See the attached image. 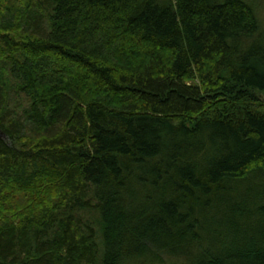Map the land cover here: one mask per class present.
I'll return each mask as SVG.
<instances>
[{
	"label": "trees",
	"instance_id": "trees-1",
	"mask_svg": "<svg viewBox=\"0 0 264 264\" xmlns=\"http://www.w3.org/2000/svg\"><path fill=\"white\" fill-rule=\"evenodd\" d=\"M0 264H264L256 0H0Z\"/></svg>",
	"mask_w": 264,
	"mask_h": 264
},
{
	"label": "rangeland",
	"instance_id": "rangeland-1",
	"mask_svg": "<svg viewBox=\"0 0 264 264\" xmlns=\"http://www.w3.org/2000/svg\"><path fill=\"white\" fill-rule=\"evenodd\" d=\"M256 11L258 13V16L261 20L263 29H264V0H256ZM80 217L82 220L89 225H91L93 228H95L98 237L101 239V226H100V219L98 215L95 212H84L80 214ZM100 239L97 240L96 245L100 249H102L101 241ZM101 252H99L100 255Z\"/></svg>",
	"mask_w": 264,
	"mask_h": 264
}]
</instances>
